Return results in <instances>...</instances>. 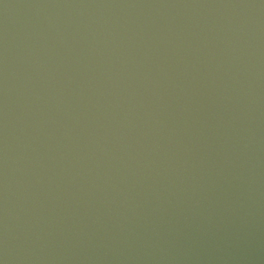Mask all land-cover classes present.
Instances as JSON below:
<instances>
[{
    "label": "water",
    "instance_id": "1",
    "mask_svg": "<svg viewBox=\"0 0 264 264\" xmlns=\"http://www.w3.org/2000/svg\"><path fill=\"white\" fill-rule=\"evenodd\" d=\"M0 264H264V0H0Z\"/></svg>",
    "mask_w": 264,
    "mask_h": 264
}]
</instances>
